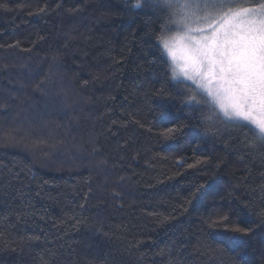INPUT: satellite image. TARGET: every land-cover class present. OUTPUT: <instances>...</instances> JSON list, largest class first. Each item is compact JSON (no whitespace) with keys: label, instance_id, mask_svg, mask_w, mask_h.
<instances>
[{"label":"trees","instance_id":"obj_1","mask_svg":"<svg viewBox=\"0 0 264 264\" xmlns=\"http://www.w3.org/2000/svg\"><path fill=\"white\" fill-rule=\"evenodd\" d=\"M162 23L126 0H0V264H264V145L206 132Z\"/></svg>","mask_w":264,"mask_h":264},{"label":"snow or ice","instance_id":"obj_2","mask_svg":"<svg viewBox=\"0 0 264 264\" xmlns=\"http://www.w3.org/2000/svg\"><path fill=\"white\" fill-rule=\"evenodd\" d=\"M126 2L130 11L164 14L155 44L162 57L170 58L165 75L170 74L168 82L180 84L185 91L186 105L206 109L201 113L203 120L211 125L206 127V132L218 134L217 125L236 129L249 127L252 134L250 137L244 134L246 146L264 145V0L248 7H234L235 0H212L215 6L225 10L210 26L197 32L185 23L186 11L193 4L198 7L201 0ZM167 91L161 88L158 94L164 95ZM181 131V126H175L167 128L162 135L175 137ZM203 187V184L195 186L184 204L190 205ZM187 210L185 207L184 211ZM228 222V216H220L208 221V227L214 229ZM79 223L77 220L76 224ZM258 226L264 228V217ZM226 230L240 237L255 231L250 226L240 225ZM160 254L171 255V249L165 247ZM169 264H179V261L170 260Z\"/></svg>","mask_w":264,"mask_h":264},{"label":"rangeland","instance_id":"obj_3","mask_svg":"<svg viewBox=\"0 0 264 264\" xmlns=\"http://www.w3.org/2000/svg\"><path fill=\"white\" fill-rule=\"evenodd\" d=\"M220 16L221 15H219V14L213 15V13L211 14V13L206 12V11H203L201 13L200 12L195 13V11L189 7L186 11L185 23L192 29L193 32H197L201 29H205L208 26H210ZM167 59L170 62V58L167 57ZM253 131H254V129H253Z\"/></svg>","mask_w":264,"mask_h":264}]
</instances>
